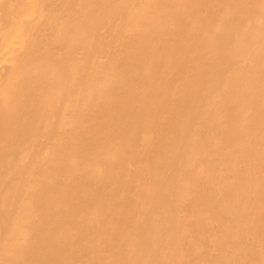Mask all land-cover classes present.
<instances>
[{
    "label": "bare ground",
    "instance_id": "bare-ground-1",
    "mask_svg": "<svg viewBox=\"0 0 264 264\" xmlns=\"http://www.w3.org/2000/svg\"><path fill=\"white\" fill-rule=\"evenodd\" d=\"M0 264H264V0H0Z\"/></svg>",
    "mask_w": 264,
    "mask_h": 264
}]
</instances>
